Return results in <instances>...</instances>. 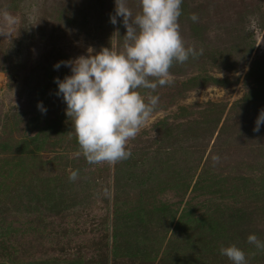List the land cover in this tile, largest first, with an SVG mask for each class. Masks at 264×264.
Wrapping results in <instances>:
<instances>
[{"label":"rangeland","instance_id":"374dc122","mask_svg":"<svg viewBox=\"0 0 264 264\" xmlns=\"http://www.w3.org/2000/svg\"><path fill=\"white\" fill-rule=\"evenodd\" d=\"M181 8L185 44L202 54L170 69L172 85L140 90L159 102L130 158L90 164L55 80L89 48L122 46L115 0H0V264H233L219 251L231 243L264 264L247 242L264 241V96L240 101L264 69V0Z\"/></svg>","mask_w":264,"mask_h":264},{"label":"clouds","instance_id":"9594fccd","mask_svg":"<svg viewBox=\"0 0 264 264\" xmlns=\"http://www.w3.org/2000/svg\"><path fill=\"white\" fill-rule=\"evenodd\" d=\"M183 0H139L140 11L133 14L128 0H115V14L110 22L117 24L122 18L126 32L123 44L101 47L99 51L88 49L87 55L64 61L71 74L63 80L56 78L58 95H62L67 107L66 115L72 121L83 156L90 164L115 163L131 157L126 149L142 125L156 108L159 97L141 94V89L153 92L158 86H170L174 78L170 69L183 64L190 57L202 54L193 46H186L181 35L179 17ZM193 22L198 16L192 13ZM9 25L16 18L8 13ZM36 24V23H35ZM34 25V24H31ZM119 36V31L115 32ZM10 38V33H0ZM264 40V39H262ZM60 63L54 65L59 68ZM38 108L45 112L42 104ZM264 124L261 110L253 128L258 132ZM213 161H219L213 156ZM78 177L73 170L70 180ZM247 242L264 251V241L249 234ZM220 254L233 264H248L246 253L236 243L221 246Z\"/></svg>","mask_w":264,"mask_h":264},{"label":"trees","instance_id":"16d2710c","mask_svg":"<svg viewBox=\"0 0 264 264\" xmlns=\"http://www.w3.org/2000/svg\"><path fill=\"white\" fill-rule=\"evenodd\" d=\"M253 67L251 65V68L248 71L249 74H250V71H252V70H255V72H257V70L255 68H253ZM209 79H210L211 82L217 83V84L222 82L221 80L215 79V78H209ZM253 83H254V87L251 88L247 92V94L243 96V98L240 100L241 102L242 101L243 102H248V101L251 100V98H254V97L260 98V96H264V69H261L260 72H257V75H256L255 80L253 81ZM216 114L219 116L218 113H216ZM216 121H217V118L216 119H214V118L212 119V117H210V118H207V119L203 118L201 123L204 125V128H209V127H211L212 122L215 123ZM168 162L164 161L163 164H166ZM160 164L162 165L161 162H160ZM176 175H178V178H180L181 171L179 170L176 173ZM169 176L172 177V178H175L173 176V173H171ZM156 180H157L158 183H162V182L164 183V177L161 176L160 174H158L156 176Z\"/></svg>","mask_w":264,"mask_h":264}]
</instances>
